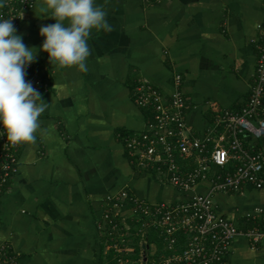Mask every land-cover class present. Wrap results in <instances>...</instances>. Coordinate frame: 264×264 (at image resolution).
<instances>
[{"label":"crops","instance_id":"crops-1","mask_svg":"<svg viewBox=\"0 0 264 264\" xmlns=\"http://www.w3.org/2000/svg\"><path fill=\"white\" fill-rule=\"evenodd\" d=\"M8 1L0 4V18ZM43 3L22 9L14 25L37 49L26 80H47L39 91L47 106L35 142L21 143L18 171L0 194V245L18 252V264H102L109 253L102 216L111 197L124 189L153 204L178 196L169 183L138 171L125 150L124 137L142 132L151 119L134 101L137 83L169 96L181 75L191 104L187 125L203 136L218 112L247 102L264 34V0H95L111 30H92L86 72L52 67L39 51V29L55 23L40 12ZM208 186L203 182L196 191ZM213 198L217 212L240 231L264 220L257 212L264 211V188L245 185ZM227 262L264 264V236L257 243L235 237Z\"/></svg>","mask_w":264,"mask_h":264},{"label":"built area","instance_id":"built-area-1","mask_svg":"<svg viewBox=\"0 0 264 264\" xmlns=\"http://www.w3.org/2000/svg\"><path fill=\"white\" fill-rule=\"evenodd\" d=\"M33 1L9 0L1 18L17 24L22 9ZM30 82L38 92L48 87L37 75ZM174 84V91L165 96L151 84L137 83L134 101L151 112V119L142 132L124 137V147L138 171L169 183L178 196L171 203L153 204L124 189L109 199L102 219L108 249L118 264H228L235 237L244 235L257 243L264 236L254 227L240 231L217 212L213 198L240 192L245 185L264 188V143L255 145L264 139V34L247 102L241 110L218 112L203 136L193 135L187 125L191 104L182 91L181 75H175ZM1 139L0 194L18 171L21 145ZM203 182L209 183L206 192H197ZM136 243L145 249L138 260L133 258ZM18 263V252L2 243L0 264Z\"/></svg>","mask_w":264,"mask_h":264},{"label":"clouds","instance_id":"clouds-1","mask_svg":"<svg viewBox=\"0 0 264 264\" xmlns=\"http://www.w3.org/2000/svg\"><path fill=\"white\" fill-rule=\"evenodd\" d=\"M40 12L55 20L39 29V51L47 53L48 63L86 72L92 30H111L106 12L95 0H44ZM36 55L37 49L17 34L12 19L0 18V137L12 145L35 142L39 117L46 110L47 103L26 80V69Z\"/></svg>","mask_w":264,"mask_h":264},{"label":"trees","instance_id":"trees-1","mask_svg":"<svg viewBox=\"0 0 264 264\" xmlns=\"http://www.w3.org/2000/svg\"><path fill=\"white\" fill-rule=\"evenodd\" d=\"M241 110V109H240ZM238 111V110H237ZM257 143H255V145H256ZM255 220V219H254ZM254 224H253V226L251 227V228H258L259 230H262V231H264V220H256L255 222H253ZM154 240V237H153V235H150V241H153ZM157 241V240H156ZM155 242V241H154ZM105 245L108 247V245H109V243H106L105 242ZM134 248H135V252H134V255H133V258L135 259V260H138V259H140V257H139V255H140V252H141V250H142V247H141V245H139L138 243H136L135 245H134ZM102 264H118L117 262H116V259L114 258V254H113V252L112 251H109V253H108V256H107V259H106V262H105V260L103 261L102 260ZM139 264V263H138Z\"/></svg>","mask_w":264,"mask_h":264}]
</instances>
